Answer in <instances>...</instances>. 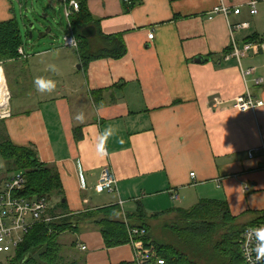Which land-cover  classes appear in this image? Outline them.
I'll list each match as a JSON object with an SVG mask.
<instances>
[{
	"label": "crops",
	"instance_id": "0c3cea01",
	"mask_svg": "<svg viewBox=\"0 0 264 264\" xmlns=\"http://www.w3.org/2000/svg\"><path fill=\"white\" fill-rule=\"evenodd\" d=\"M253 1L257 13H252ZM133 2L87 0L103 34H122L127 51L120 58L84 64L79 52L75 59L62 46L37 52L38 61L30 66L23 44L28 58L0 66L8 80L11 65L19 94L16 103L9 83L10 99L1 92V109L10 100L3 119L7 135L17 146L33 147L42 162L58 170L70 211L118 203L127 218L142 208L155 240L156 226L176 220L177 210L202 199L223 200L238 222H254L264 211V109L258 108L264 104L244 110L234 102L247 93L264 101V0ZM221 4L241 11L211 13ZM15 17L12 0H0V22ZM244 22L248 25L234 27ZM95 36L93 46L99 44ZM46 52H55L57 68L47 76L40 58ZM37 76L54 79L56 90L38 94ZM81 111L82 124L74 119ZM110 126L116 135L101 157L97 138ZM106 165L118 181L112 192L97 187ZM55 197L57 204L61 198ZM70 233L72 240L65 244H77L67 248V260L135 264L130 243L107 247L92 224Z\"/></svg>",
	"mask_w": 264,
	"mask_h": 264
},
{
	"label": "trees",
	"instance_id": "16d2710c",
	"mask_svg": "<svg viewBox=\"0 0 264 264\" xmlns=\"http://www.w3.org/2000/svg\"><path fill=\"white\" fill-rule=\"evenodd\" d=\"M77 1L79 10L72 12L70 24L80 40L77 51L84 64L93 59L120 58L125 55L127 48L122 34H103L99 29V20L89 10L87 0ZM131 1L130 4L124 3L133 6L134 2ZM89 25H95L97 29V46H93L92 37L82 34L83 29ZM21 47L23 36L18 19L15 17L1 21L0 66L8 60L22 58L19 51ZM3 86L7 91L5 81ZM1 123L5 138L1 139L0 136V152L6 170L23 171L27 179L26 187L20 195L28 198L57 196L61 199L55 205L50 204L48 210V214L59 218L34 226L13 254H9L0 264H77L66 257L67 248L75 247L77 242L66 245L61 243L60 237L65 232L79 234L86 224H92L101 231L107 247L128 244L131 242L130 228H145L147 233L143 238L146 246L153 250L152 264L156 263L154 260L157 257L164 264H243L241 239L244 230L251 225L264 224V211L254 222L245 224L238 222L237 217L231 214L227 202L202 199L190 209L177 210L176 223L164 225L176 236V240L173 243H160L151 237L147 221L149 215L142 208L128 213L127 218L122 217V208L118 203L84 211H70L66 208V195L58 170L42 162L33 147L15 145L6 133L4 121ZM75 134L81 138L79 129H76Z\"/></svg>",
	"mask_w": 264,
	"mask_h": 264
},
{
	"label": "built area",
	"instance_id": "2783aa9c",
	"mask_svg": "<svg viewBox=\"0 0 264 264\" xmlns=\"http://www.w3.org/2000/svg\"><path fill=\"white\" fill-rule=\"evenodd\" d=\"M125 3H131V0H123ZM66 5V16L70 19V16L73 11L79 10V2L77 0H70ZM250 6H252V13H257L258 10L256 8L255 1L251 2ZM235 12L239 14L241 9L240 7H236L231 9L226 4L217 5L211 13H223L226 16L231 12ZM248 23L244 22L241 24H236L235 28H241L247 26ZM69 34L64 35L67 40H71L73 37L77 38L78 47L74 48L78 50L80 45L79 38L74 34L71 24L69 22ZM149 39H153L154 33L150 32L148 35ZM253 43H249L246 49L251 48ZM65 47H70L66 43ZM72 48V47H70ZM20 53L23 55V58H28L29 55L24 51L23 47L19 49ZM237 56H241L240 50L236 52ZM253 68V67H252ZM249 68V70H252ZM261 81V80H260ZM264 104L263 100L255 101L250 93L239 96L234 105L240 109H254L255 107L262 106ZM9 115V112L4 113V117ZM195 173H191L194 176ZM82 178V176H81ZM26 176L23 171H18L14 174L10 179L3 181L0 184V253H10L16 250L19 245L24 241L25 236L28 232L34 228L40 222H51L59 216H54L48 214V210L50 207V201L47 197L41 198H28L24 195H20V192L24 190L26 187ZM111 181L110 186L100 188L101 191H115L118 189L117 186V178L115 173L111 169L109 165H106L103 168L101 173L100 180L97 184L103 185L106 181ZM173 199H177L178 195L174 193L172 195ZM122 204V201H121ZM264 226L263 223L255 224L252 226H248L243 234L241 240V250H242V258L243 264H247L246 259L244 258L243 251L245 245L248 243L246 239V233L253 227H261ZM146 229L139 226H134L129 229V234L131 238V245L135 251V264H152L151 261L154 257L153 250L150 247L146 246V242L144 240V236L146 235ZM251 246V245H249ZM155 264H164V261L161 258L156 260Z\"/></svg>",
	"mask_w": 264,
	"mask_h": 264
},
{
	"label": "rangeland",
	"instance_id": "374dc122",
	"mask_svg": "<svg viewBox=\"0 0 264 264\" xmlns=\"http://www.w3.org/2000/svg\"><path fill=\"white\" fill-rule=\"evenodd\" d=\"M14 5V12L18 18L19 26L21 29V33L23 36V44L30 52L31 58H29V64L30 66L33 65L34 62L38 61V59L35 58V55L37 52H43L44 50H59L64 47V35L69 34V19L66 16V5L67 3H61L58 0H12ZM32 25L33 28L31 27ZM48 28H50V31H48ZM32 33V37L30 36ZM60 46V47H59ZM67 48V52L71 53L75 59H77L78 51L74 48ZM76 50V51H75ZM47 53V52H46ZM55 52L47 53L46 55L40 57L41 62L43 63L42 66V72L47 76L50 75L49 71V65H53V55ZM74 53V54H73ZM38 57V56H37ZM43 59L50 60L51 62L46 63L43 62ZM28 60V59H27ZM26 64L27 62H23ZM8 70V80L5 73L2 76L5 80L7 91L3 89V81L1 79V89L3 91V94L5 93L4 97L8 98L9 93V99H10V92H9V84L13 87V94H14V101L18 103V97L17 90V79L14 72L12 71L11 65H7ZM25 74L28 75V71L24 70ZM6 76V77H5ZM32 78V76H31ZM25 80H29L28 76L27 78L24 77ZM9 83V84H8ZM1 95V94H0ZM8 99V105L9 100ZM8 105L5 109H1L0 107V136L1 139L5 138L4 128L3 124L1 123L4 117V113L8 110ZM5 107V105L3 104ZM0 163L3 164V167L0 168V184L3 181H6L10 179L14 174H16L17 171H11L8 172L6 170L5 162L3 159V156L0 152ZM49 198L50 204L55 205V196L53 198ZM176 206H178V203H176ZM176 223V220L170 219L168 222H165V224H174ZM162 225L156 226L154 228V234L157 235V241L160 243H173L174 240H176V236L168 229L165 228L163 223ZM173 234V235H172ZM71 233L66 232L61 235L60 241L61 243H66L69 240H72ZM69 244V243H68ZM67 245V244H66ZM14 251L10 253H0V262H4L6 258L9 256V254H13Z\"/></svg>",
	"mask_w": 264,
	"mask_h": 264
},
{
	"label": "clouds",
	"instance_id": "9594fccd",
	"mask_svg": "<svg viewBox=\"0 0 264 264\" xmlns=\"http://www.w3.org/2000/svg\"><path fill=\"white\" fill-rule=\"evenodd\" d=\"M65 43L72 48L78 47L76 37H73L71 40H67L65 37ZM49 70L56 72L57 68L55 65H49ZM2 78V69H0V79ZM33 86L38 94H51L56 90L57 82L49 77L37 76L33 80ZM258 108L264 109V107ZM244 110H247V107H244ZM74 119L77 121V123H84L86 120L84 112H78ZM115 135L116 129L111 126L105 128L104 131L99 134L96 143V152L99 156L102 157L106 154L107 142L110 137ZM119 142L123 143V140L121 139ZM2 167L3 164L0 163V168ZM110 184L111 181L108 180L105 182V184L98 185V190L102 187L110 186ZM246 239L248 243L244 247L243 255L247 261V264H264V226L251 228L246 233Z\"/></svg>",
	"mask_w": 264,
	"mask_h": 264
},
{
	"label": "water",
	"instance_id": "95a60500",
	"mask_svg": "<svg viewBox=\"0 0 264 264\" xmlns=\"http://www.w3.org/2000/svg\"><path fill=\"white\" fill-rule=\"evenodd\" d=\"M58 1L64 3V0H58ZM33 26L34 25H32L31 27L33 28ZM48 31H50V28H48ZM82 34L86 37H93L97 34V29L95 25H89L83 29ZM30 36L32 37V33ZM199 60H203L202 57H199Z\"/></svg>",
	"mask_w": 264,
	"mask_h": 264
},
{
	"label": "bare ground",
	"instance_id": "6f19581e",
	"mask_svg": "<svg viewBox=\"0 0 264 264\" xmlns=\"http://www.w3.org/2000/svg\"><path fill=\"white\" fill-rule=\"evenodd\" d=\"M74 31V30H73ZM86 37V36H85ZM24 49V48H23ZM1 91H2V89H1V79H0V94H1ZM252 226V225H251ZM242 240V239H241ZM130 244H131V242H130Z\"/></svg>",
	"mask_w": 264,
	"mask_h": 264
}]
</instances>
